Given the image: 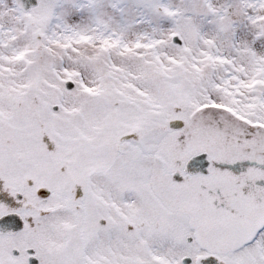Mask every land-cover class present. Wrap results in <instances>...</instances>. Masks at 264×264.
I'll list each match as a JSON object with an SVG mask.
<instances>
[{
	"label": "snow or ice",
	"instance_id": "snow-or-ice-1",
	"mask_svg": "<svg viewBox=\"0 0 264 264\" xmlns=\"http://www.w3.org/2000/svg\"><path fill=\"white\" fill-rule=\"evenodd\" d=\"M0 264H264V0H0Z\"/></svg>",
	"mask_w": 264,
	"mask_h": 264
}]
</instances>
